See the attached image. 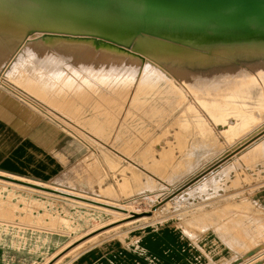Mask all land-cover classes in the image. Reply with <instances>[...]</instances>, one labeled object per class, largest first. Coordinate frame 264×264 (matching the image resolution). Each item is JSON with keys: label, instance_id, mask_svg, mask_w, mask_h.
I'll use <instances>...</instances> for the list:
<instances>
[{"label": "bare ground", "instance_id": "obj_1", "mask_svg": "<svg viewBox=\"0 0 264 264\" xmlns=\"http://www.w3.org/2000/svg\"><path fill=\"white\" fill-rule=\"evenodd\" d=\"M1 72L19 83L7 86H25L35 101L49 100L61 88L56 103L68 102L71 110L87 100L80 97L81 86L94 91L104 86L109 90L102 94L104 104L86 111L89 124L116 125L121 115L150 119L154 128L142 134L147 137L170 118L178 125L175 135L210 151L219 137L244 139L264 123V0H0ZM256 146L264 148V136L246 151ZM227 174L220 170L179 202L203 195ZM70 198L121 219L133 211ZM253 256L235 264L264 263V251Z\"/></svg>", "mask_w": 264, "mask_h": 264}, {"label": "rangeland", "instance_id": "obj_2", "mask_svg": "<svg viewBox=\"0 0 264 264\" xmlns=\"http://www.w3.org/2000/svg\"><path fill=\"white\" fill-rule=\"evenodd\" d=\"M2 72L0 121H13V128L20 133H26L38 123H47L60 131L59 138L68 143L66 148L72 153L73 159L66 162L64 175L41 185L83 194L131 212L155 208L151 217L128 222L130 217L121 219L116 212L79 203L70 197L0 181V217L11 215L7 223L32 230L33 244L39 243L44 251L59 245L53 260L66 261L93 245L159 222H175L196 232L216 231L225 244L226 259L222 264L242 262L252 249H256L254 254L264 251V211L256 209L251 201L256 190L264 187V148L258 150V145L246 151L264 136V123L244 139L238 137L229 142L219 137L215 146H210V151L214 148L211 153L195 146L193 138L175 135L178 125L170 124V118L156 127V134L147 137L142 134L154 128L149 124L150 119L142 122L139 117L125 119L121 115L116 125L106 120L89 124V119L84 120L86 111L91 113V104L92 107L104 104L102 94L109 93L104 86L98 91L81 86L80 97L87 100H81V108L71 110L68 102L63 107L56 103L61 88L49 100L35 101L25 86L18 85L19 90L7 86L19 83H12L11 77ZM71 98H77V94L71 93ZM114 112L117 115L118 111ZM222 169L228 170L227 176L203 195L197 193L191 201L179 202L178 197L184 196V192L195 193L200 184L209 182ZM28 181L34 183V179ZM36 232L46 235L47 243Z\"/></svg>", "mask_w": 264, "mask_h": 264}, {"label": "crops", "instance_id": "obj_3", "mask_svg": "<svg viewBox=\"0 0 264 264\" xmlns=\"http://www.w3.org/2000/svg\"><path fill=\"white\" fill-rule=\"evenodd\" d=\"M59 132L47 123H38L20 133L13 121H0V174L34 179V183L64 175L66 162L73 157ZM251 201L264 211V187L256 190ZM4 216L0 217V264H222L226 259L225 244L216 231L196 232L175 222H159L136 227L61 262L53 260L59 245L44 251L39 243L33 244L32 230L7 223L11 215ZM36 234L47 243L46 235Z\"/></svg>", "mask_w": 264, "mask_h": 264}, {"label": "water", "instance_id": "obj_4", "mask_svg": "<svg viewBox=\"0 0 264 264\" xmlns=\"http://www.w3.org/2000/svg\"><path fill=\"white\" fill-rule=\"evenodd\" d=\"M240 2L241 3H245L244 1L243 2L240 1ZM253 16L258 18L255 15H253ZM0 178L8 180V181L16 182V183H19V184H23V185H26V186H29V187H33V188H37V189H41V190H46V191H49V192L57 193V194H60V195H64V196H68V197H72V198H76V199H81V200L88 201V202H91V203H94V204H98V205H101V206H105V207H108V208H112V209H116V210H120V211H125L124 209H121L120 207H116L114 205H109L107 203L94 201L92 199H86L84 197H79L77 195L66 193V192L51 188V187H47V186H44V185H41V184H37V183H33V182H30V181H25V180L18 179V178H15V177H11V176L0 174ZM151 214H152L151 211H145V212H142V213L131 212L130 213V216H131L130 218L134 219V218H137V217H140V216L151 215Z\"/></svg>", "mask_w": 264, "mask_h": 264}]
</instances>
